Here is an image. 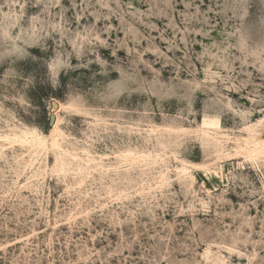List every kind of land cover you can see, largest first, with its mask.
I'll use <instances>...</instances> for the list:
<instances>
[{
  "label": "rangeland",
  "instance_id": "obj_1",
  "mask_svg": "<svg viewBox=\"0 0 264 264\" xmlns=\"http://www.w3.org/2000/svg\"><path fill=\"white\" fill-rule=\"evenodd\" d=\"M262 26L264 0H0V264H264Z\"/></svg>",
  "mask_w": 264,
  "mask_h": 264
},
{
  "label": "bare ground",
  "instance_id": "obj_2",
  "mask_svg": "<svg viewBox=\"0 0 264 264\" xmlns=\"http://www.w3.org/2000/svg\"><path fill=\"white\" fill-rule=\"evenodd\" d=\"M56 126V125H55ZM220 126V121L218 119H213V120H203L202 123V127H201V132L203 133V135L207 138H212V139H216L214 137H212L208 131L205 130V128L208 127H217L219 128ZM254 139V138H253ZM247 142V141H246ZM253 142L257 145V146H262V152L264 153V141H258L257 139H254Z\"/></svg>",
  "mask_w": 264,
  "mask_h": 264
},
{
  "label": "snow or ice",
  "instance_id": "obj_3",
  "mask_svg": "<svg viewBox=\"0 0 264 264\" xmlns=\"http://www.w3.org/2000/svg\"><path fill=\"white\" fill-rule=\"evenodd\" d=\"M262 27H264V26H262Z\"/></svg>",
  "mask_w": 264,
  "mask_h": 264
}]
</instances>
